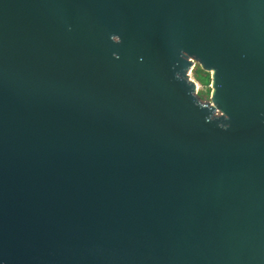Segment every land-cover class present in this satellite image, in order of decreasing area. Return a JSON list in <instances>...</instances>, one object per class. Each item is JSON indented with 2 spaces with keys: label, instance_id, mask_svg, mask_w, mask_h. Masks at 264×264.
<instances>
[{
  "label": "water",
  "instance_id": "obj_1",
  "mask_svg": "<svg viewBox=\"0 0 264 264\" xmlns=\"http://www.w3.org/2000/svg\"><path fill=\"white\" fill-rule=\"evenodd\" d=\"M0 264H264V0H0Z\"/></svg>",
  "mask_w": 264,
  "mask_h": 264
},
{
  "label": "clouds",
  "instance_id": "obj_2",
  "mask_svg": "<svg viewBox=\"0 0 264 264\" xmlns=\"http://www.w3.org/2000/svg\"><path fill=\"white\" fill-rule=\"evenodd\" d=\"M110 40L113 43H115V44L121 43V37L118 34H111L110 35ZM112 56L114 58H116V59L119 58V56H118V54L116 52H113ZM179 56L184 61H186V59H185L186 56L195 57L194 55H189V53L186 50H184V49H180ZM209 69H210L211 80H212V83L209 85V88L212 89V95H214L215 88H214L213 85H214V73H215V70L213 68H209ZM174 78L177 79V80H184L185 83L188 84L186 82V80H185L184 73H183V75H181L180 72H175L174 73ZM189 94L192 96V92L191 91H190ZM194 102L197 105L201 106V107L205 106V104H203V103H201V102H199L197 100H194ZM205 120L206 121H217V127L221 128L223 130H227L230 127V125L228 123H225V121H229L230 120V116L226 112H224L220 107H217L215 105V102H214L213 108L211 109L209 115H207L205 117Z\"/></svg>",
  "mask_w": 264,
  "mask_h": 264
},
{
  "label": "rangeland",
  "instance_id": "obj_3",
  "mask_svg": "<svg viewBox=\"0 0 264 264\" xmlns=\"http://www.w3.org/2000/svg\"><path fill=\"white\" fill-rule=\"evenodd\" d=\"M189 75L197 82V96L202 102L210 101L211 88V74L209 70L203 69L199 63L195 62L190 69Z\"/></svg>",
  "mask_w": 264,
  "mask_h": 264
},
{
  "label": "bare ground",
  "instance_id": "obj_4",
  "mask_svg": "<svg viewBox=\"0 0 264 264\" xmlns=\"http://www.w3.org/2000/svg\"><path fill=\"white\" fill-rule=\"evenodd\" d=\"M197 89H198V87H197Z\"/></svg>",
  "mask_w": 264,
  "mask_h": 264
}]
</instances>
